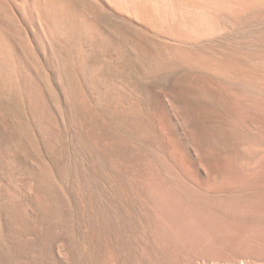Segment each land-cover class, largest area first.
I'll return each mask as SVG.
<instances>
[{
    "label": "rangeland",
    "instance_id": "rangeland-1",
    "mask_svg": "<svg viewBox=\"0 0 264 264\" xmlns=\"http://www.w3.org/2000/svg\"><path fill=\"white\" fill-rule=\"evenodd\" d=\"M85 1L88 37L6 33L0 264L264 259V0Z\"/></svg>",
    "mask_w": 264,
    "mask_h": 264
},
{
    "label": "bare ground",
    "instance_id": "bare-ground-1",
    "mask_svg": "<svg viewBox=\"0 0 264 264\" xmlns=\"http://www.w3.org/2000/svg\"><path fill=\"white\" fill-rule=\"evenodd\" d=\"M80 1V0H79ZM84 1V0H83ZM81 0L80 4L83 3ZM89 2V0H86ZM85 1V2H86ZM102 4L113 3L112 9H119L120 12H128L127 10L137 11H145L149 15L156 16L160 11L161 1L162 0H101ZM84 2V3H85ZM99 2V0H98ZM109 2V3H108ZM170 2V1H169ZM164 3V2H163ZM168 3V2H167ZM173 4V3H172ZM88 5V4H87ZM161 5V6H160ZM83 6V5H82ZM86 6V5H84ZM166 6V3L165 5ZM108 7V6H107ZM163 7V6H162ZM169 7V6H168ZM81 6L76 5L74 0H0V58L2 57L1 52H3L2 47L6 46V40H10V36L7 33L9 27L11 25L16 24L15 32H19L20 27L17 23L13 22V17L16 15L24 16L27 19V25L29 27V34L22 35L19 32V41L23 42L24 45H34L39 44L45 45L47 43V39H49L52 34L55 32L67 31L77 33L78 37H88L93 31V24H91L86 18H84V10L81 9ZM87 12V11H85ZM118 12V11H117ZM93 13V12H91ZM137 13V12H135ZM143 13V12H142ZM166 13V12H165ZM90 14V12H89ZM140 14V12H139ZM145 14V13H144ZM121 15H124L123 13ZM136 15V14H135ZM162 15V13H161ZM19 16V17H20ZM137 16V15H136ZM18 17V16H17ZM18 17V18H19ZM87 17V16H86ZM93 17V16H92ZM134 17V16H133ZM139 17V16H137ZM149 17V16H148ZM162 17V16H161ZM172 17V16H171ZM88 18V17H87ZM159 18V17H158ZM144 19V18H143ZM140 19V20H143ZM16 20V19H15ZM19 21V20H18ZM139 21V20H138ZM148 21V20H147ZM17 22V21H16ZM145 22V21H144ZM158 23V22H157ZM27 28V27H26ZM153 28V27H152ZM92 30V31H91ZM95 30V29H94ZM152 30V29H151ZM156 30V29H155ZM23 31V30H22ZM104 31V30H102ZM95 31H93L94 34ZM24 33V32H23ZM70 34V33H69ZM100 34V33H99ZM73 35V34H72ZM92 35V34H91ZM105 35V34H104ZM75 37V35H73ZM97 36V35H96ZM90 37V36H89ZM104 37V36H102ZM53 38V37H51ZM92 38V37H91ZM21 39V40H20ZM81 39V38H80ZM86 39V38H85ZM90 39V38H89ZM78 40V39H77ZM74 41V40H73ZM83 41V40H82ZM87 42V41H86ZM85 42V43H86ZM90 43V42H89ZM81 44V41H80ZM70 45V43H69ZM79 45V42H77ZM22 46V45H21ZM75 46V45H74ZM81 46V45H80ZM44 47V46H43ZM78 47V46H77ZM36 49V48H35ZM32 50V49H31ZM81 50V49H80ZM15 51V50H14ZM36 51V50H35ZM40 51V50H39ZM82 51V50H81ZM80 51V52H81ZM30 52V51H29ZM28 52V53H29ZM76 52V51H75ZM79 53V51L77 50ZM15 53V52H14ZM23 53V52H22ZM52 53V52H51ZM7 54V53H6ZM17 54V52H16ZM83 54V53H82ZM46 55V53H45ZM13 56V55H11ZM10 56V57H11ZM44 56V54H43ZM80 56V54H79ZM78 56V57H79ZM25 57V56H24ZM30 57V56H29ZM13 58V57H11ZM10 58V59H11ZM18 58V57H17ZM43 58V57H42ZM23 60V59H22ZM31 60V58H30ZM45 60V59H44ZM50 60V59H49ZM0 62H3V60ZM17 63V62H16ZM24 64V63H23ZM10 65V64H9ZM21 65V64H20ZM12 66V65H11ZM10 66V67H11ZM27 66V65H26ZM52 66V65H51ZM31 67V66H30ZM13 68V67H12ZM16 68V67H15ZM26 68V67H25ZM34 68V67H33ZM10 69V68H9ZM14 69V68H13ZM62 69V68H61ZM15 70V69H14ZM28 70V68H27ZM30 71V70H29ZM33 71V70H32ZM14 72V71H13ZM34 72V71H33ZM36 72V71H35ZM34 72V73H35ZM58 72V71H56ZM52 73V72H51ZM85 73V72H84ZM15 74V72H14ZM13 74V75H14ZM11 75V74H10ZM25 75V74H24ZM7 76V75H6ZM17 77V76H16ZM32 77V76H31ZM23 79V78H22ZM60 79V78H59ZM57 80V79H56ZM64 80V79H63ZM27 81V80H26ZM63 82V81H62ZM20 83V82H19ZM29 83V82H28ZM26 85V84H25ZM63 85V84H62ZM21 88V87H20ZM33 88V87H32ZM36 88V87H35ZM65 90V89H64ZM67 90V89H66ZM34 91V90H33ZM70 92V91H69ZM68 92V93H69ZM38 98V97H37ZM225 179V178H224ZM262 179V178H261ZM250 181V180H249ZM258 183V182H257ZM261 184V183H260ZM264 184V183H263ZM211 185V184H210ZM241 185V184H240ZM247 186V185H246ZM256 186V185H255ZM254 186V187H255ZM250 188V186H249ZM212 189V188H210ZM253 189V188H252ZM257 191L260 188H256ZM262 189V188H261ZM213 190V189H212ZM251 191V190H250ZM264 191V189H263ZM236 192V191H235ZM257 193V192H256ZM255 198L258 201V198ZM261 193V191H260ZM259 194V193H258ZM235 195V194H234ZM214 196V195H213ZM237 196V195H236ZM240 196V195H239ZM246 196V195H245ZM250 196V195H248ZM247 196V197H248ZM195 197V196H194ZM225 197V196H224ZM229 197V195H228ZM243 197V196H242ZM227 198V197H225ZM231 198V197H230ZM224 199V198H223ZM254 199V198H253ZM205 200V198H204ZM254 201H256L254 199ZM201 202V201H200ZM215 202V201H214ZM225 202V201H224ZM251 202L252 198H251ZM204 203V202H202ZM219 203V202H218ZM253 204V203H252ZM214 205V204H213ZM218 205V204H217ZM224 205V204H223ZM243 205V204H242ZM228 206V205H227ZM249 206V205H248ZM237 207V206H236ZM212 208V207H211ZM210 209V208H209ZM217 209L216 207L214 208ZM219 210V209H218ZM222 210V209H221ZM257 211V210H256ZM221 212V211H220ZM227 218V217H226ZM236 221V220H235ZM237 222V221H236ZM262 222V221H261ZM260 228V227H259ZM217 231V230H216ZM255 232V231H254ZM213 238V237H212ZM217 240V239H216ZM214 243V242H213ZM258 253V252H256ZM260 253V252H259ZM263 254V253H262ZM160 255V254H159ZM261 255V254H260ZM259 254H253L249 251H241L236 256L237 261L240 264H264V259ZM264 255V254H263ZM174 258V257H173ZM181 259V258H180ZM182 260V259H181ZM203 262V261H202ZM212 263V262H211ZM179 264V263H178ZM236 264V263H235Z\"/></svg>",
    "mask_w": 264,
    "mask_h": 264
}]
</instances>
